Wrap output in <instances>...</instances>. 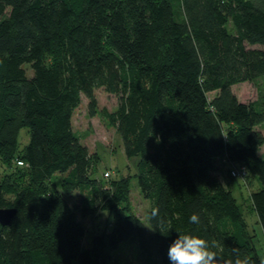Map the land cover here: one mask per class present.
Masks as SVG:
<instances>
[{
	"label": "trees",
	"instance_id": "16d2710c",
	"mask_svg": "<svg viewBox=\"0 0 264 264\" xmlns=\"http://www.w3.org/2000/svg\"><path fill=\"white\" fill-rule=\"evenodd\" d=\"M241 81L255 99L236 97ZM98 87L117 95L114 109L97 106ZM82 94L137 157L145 218L73 130ZM263 120L264 0H0V207L16 209L0 225V264H169L182 231L263 264L225 177L234 163L257 177L249 199L264 234ZM54 178L58 190L46 185ZM98 212L100 230L78 217ZM128 239L138 260L122 263Z\"/></svg>",
	"mask_w": 264,
	"mask_h": 264
},
{
	"label": "rangeland",
	"instance_id": "374dc122",
	"mask_svg": "<svg viewBox=\"0 0 264 264\" xmlns=\"http://www.w3.org/2000/svg\"><path fill=\"white\" fill-rule=\"evenodd\" d=\"M232 91L240 101H251L256 98V89L249 81H241L232 85ZM97 106L105 107L112 110L116 107L118 97L114 93H110L103 87L94 89ZM72 128L79 134L81 142L86 145L95 163L96 173L100 177L103 170L108 167L111 169L112 176L122 178L127 181V204L136 215L145 218L149 208V200L145 199L139 193L136 177L134 176L137 157H126L123 153L121 140L115 129L108 126L107 123L99 116H89L87 113V98L81 95L79 105L74 109L72 114ZM264 135V120L256 127ZM24 129L19 133V145L26 143L27 138H24ZM259 153L264 155V143L259 148ZM231 166V165H230ZM232 169H238L239 164H232ZM56 177V176H54ZM225 177L229 179L230 189L236 198L241 212L244 217L246 229L253 233V242L257 253L259 254L262 263L264 264V234L260 223L257 220L255 211L251 208L249 193L259 187V181L256 176L246 175L240 178L239 176H229L228 170H225ZM47 181V182H46ZM46 185L50 189H57V178L54 182L50 179L45 180ZM82 193L78 190H73L69 195H65L66 200L72 207H77L81 202ZM105 212H98L94 215L81 216L78 213L79 219L84 223L86 228L91 226L98 227L99 230L105 225L107 220ZM116 255L122 263H132L138 260V247L134 239L122 241L116 250Z\"/></svg>",
	"mask_w": 264,
	"mask_h": 264
},
{
	"label": "clouds",
	"instance_id": "9594fccd",
	"mask_svg": "<svg viewBox=\"0 0 264 264\" xmlns=\"http://www.w3.org/2000/svg\"><path fill=\"white\" fill-rule=\"evenodd\" d=\"M151 219L159 218V207L153 206L150 212ZM159 224L163 227V218H159ZM189 222L198 224L200 217L197 213H193L189 217ZM164 231H170L164 228ZM224 244L219 241L209 242L207 239L191 232H178L175 239L171 241L167 249V259L169 264H256V262L244 253L240 258L239 248L232 249L236 253L235 259L231 254L223 255L218 253L216 249H222Z\"/></svg>",
	"mask_w": 264,
	"mask_h": 264
},
{
	"label": "water",
	"instance_id": "95a60500",
	"mask_svg": "<svg viewBox=\"0 0 264 264\" xmlns=\"http://www.w3.org/2000/svg\"><path fill=\"white\" fill-rule=\"evenodd\" d=\"M16 212L13 207H0V225H8Z\"/></svg>",
	"mask_w": 264,
	"mask_h": 264
},
{
	"label": "built area",
	"instance_id": "2783aa9c",
	"mask_svg": "<svg viewBox=\"0 0 264 264\" xmlns=\"http://www.w3.org/2000/svg\"><path fill=\"white\" fill-rule=\"evenodd\" d=\"M230 173L232 176H239L240 178L246 176V169L243 165H240L238 169H232L230 170Z\"/></svg>",
	"mask_w": 264,
	"mask_h": 264
}]
</instances>
